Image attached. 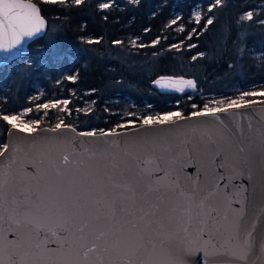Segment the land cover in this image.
Masks as SVG:
<instances>
[{"label":"water","instance_id":"95a60500","mask_svg":"<svg viewBox=\"0 0 264 264\" xmlns=\"http://www.w3.org/2000/svg\"><path fill=\"white\" fill-rule=\"evenodd\" d=\"M31 2L39 8L45 26L33 37H24L11 51H0V66L26 55L29 43L45 33L46 19L38 3ZM161 78L194 81L168 76L157 80ZM52 127L38 126L31 136L10 126L6 131L5 144L9 145V150L0 157V259L6 258L2 250L5 236L11 241L17 232H24L26 239L31 238L24 220L42 215L37 205L56 214L49 220L51 228L41 234V241L57 239L59 233L53 235V232L65 219L67 227L77 234L84 227L85 246L77 249L78 256L69 257L79 264H96L98 256H104V264H113L102 251L90 252L87 260L83 253L94 241L103 247L118 227L116 219H132L128 214L138 215L141 206L152 205L154 210L176 207L180 212L190 208L195 227L212 209H215V219L226 226L224 217H231L244 205L241 240L252 230L253 223L256 224L254 248L247 264H264V251L260 248L264 239V103H254L231 113L194 117L157 129L145 130L140 124L114 129L119 133L117 136L99 135L101 131L111 132L109 129L95 131L97 135L91 137L80 136V132L89 130L77 128L75 132L63 128L57 132L47 131ZM64 156L69 158L67 165L62 163ZM221 171L225 180L220 179ZM225 184L229 187L225 188ZM245 186L248 187L247 201L243 192ZM65 191L74 193L82 207L54 203L64 199ZM181 192L195 193V199L187 201ZM113 212L116 218H112ZM95 217L101 219L95 220ZM14 220L21 221L19 227L11 222ZM86 220L92 223L85 226ZM221 232H224L223 227ZM101 233L105 235L97 240ZM210 234L217 248L222 244L229 248L236 243L225 244L226 232L221 236L213 228ZM48 247L54 245L49 243ZM171 253L177 259L183 257L184 264H197L203 255H184L179 240L171 245ZM144 258H151L154 264L170 261L168 255L151 251L145 253ZM56 261L57 256L53 255L49 264ZM210 264L241 262L230 255H214Z\"/></svg>","mask_w":264,"mask_h":264},{"label":"trees","instance_id":"16d2710c","mask_svg":"<svg viewBox=\"0 0 264 264\" xmlns=\"http://www.w3.org/2000/svg\"><path fill=\"white\" fill-rule=\"evenodd\" d=\"M34 1L46 30L26 55L0 66V115L31 108L23 119L40 120L38 126L62 119L79 130H114L144 116L189 114L264 90V0H222L212 11L215 0ZM101 3L111 6L101 9ZM249 11L253 19L242 20ZM163 76L193 78L196 87L164 89L155 83ZM65 99L67 111L62 104L47 115L36 111ZM246 99L264 103L260 96ZM8 127L0 121V145Z\"/></svg>","mask_w":264,"mask_h":264},{"label":"snow or ice","instance_id":"6c2138e0","mask_svg":"<svg viewBox=\"0 0 264 264\" xmlns=\"http://www.w3.org/2000/svg\"><path fill=\"white\" fill-rule=\"evenodd\" d=\"M47 2H57V0H44ZM63 5L65 0H58ZM83 0H74L76 5H80ZM138 3L139 0H134ZM222 5V0H215L214 5L209 7V11L215 6ZM111 5L109 3H101L99 7L101 9H107ZM242 20H252L253 13L247 12L241 17ZM201 16L199 13L195 15V21L199 23ZM264 23V21H261ZM176 23L175 20L172 21ZM212 19L207 20V24L211 25ZM45 26V21L40 15L39 8L31 0H0V51L9 52L13 48H16L21 44L24 37H33ZM180 31H184L181 27ZM159 41H154L158 43ZM117 43H119L117 41ZM203 55V54H200ZM196 59V57H193ZM69 80L75 81V76H69ZM161 88H176L183 92L185 88H195V82L193 80L184 79H172V78H161L155 81ZM264 97V90L262 91H245L242 92L238 98L229 100H216L211 103H205L203 108L192 112L189 116H185L180 111L167 112L163 115L156 116H144L140 119V128L145 130L162 128L164 126H174L180 121L186 119H192L194 117L202 116H216L217 113H231L240 108H249L256 101L254 99H246L250 97ZM64 105L65 108L61 111H67L66 106L69 104L67 99L63 101H57L52 103H44L37 105L36 111L41 109L47 110L52 108L55 109L59 105ZM193 108L197 105L193 104ZM31 108H26L19 114H3L0 115V121L6 122L12 130H16L22 133H26L31 136L38 129V125L41 123L40 120H32L25 122L23 117L27 116L31 112ZM134 124V122H129ZM128 125H119L118 127H127ZM71 129L75 132L76 129L71 125L65 124L61 119L55 124L54 127L47 129V131L57 132L61 129ZM80 136H96L95 131L80 132ZM100 136H117L115 130L111 132L101 131ZM9 145H0V157H4L5 153L8 152ZM243 152V149H240ZM62 163L67 165L69 163L68 156L62 158ZM224 165L221 164L220 168L223 169ZM85 179H87L85 177ZM220 179L225 180V174L223 171L220 172ZM225 188L229 186L224 185ZM238 187V186H237ZM175 192V189H172ZM248 187L243 188L245 193V201H247ZM60 195V193H58ZM64 199L56 200V204H68L72 203L77 207H82L79 201L75 198L72 192H63ZM181 195L185 196V200L193 201L195 199V193L185 194L181 192ZM238 205L240 201H235ZM147 203V202H145ZM38 211L42 213L39 216H32L25 218L24 225L28 228L30 239L25 238L24 232H17L14 240H8L7 236L4 237V244L2 250L6 253L5 259H0V264H49L53 255L57 256L56 264H79L78 261L70 260L69 257L72 254L79 255L77 249L84 247L86 236L84 234V227L79 229V234L71 231L67 227L68 221L65 219L63 223L56 225V230L53 235L59 233L57 239L41 241L39 238L42 233L51 228L49 220L52 216L56 215L50 209L45 210L39 205L36 206ZM203 207V202H201ZM231 207V205H229ZM215 209L206 213L202 216L198 223L193 225V217L191 215V209L185 208L182 212L178 211L176 207H170L161 209L156 207L153 209L152 205L148 207L141 206L139 208V214L129 213L132 219L126 217L117 218L116 224L118 227L116 231L111 234L109 241L102 247L95 241L92 242L90 247L83 253L84 260L88 259L90 252L102 251L105 255H108L113 264H154L151 258H144V254L151 251L156 255H168L170 257L169 264H184L183 257L177 259L171 253V245L173 242L179 240L183 245V254H196L203 253L200 261L197 264H210L211 257L214 255H230L241 264H247L248 256L252 253L254 248V236L255 222L252 225V230L247 231L244 235V239L241 240L242 225L241 220L246 214L244 205H240L236 212L231 216H225L224 220L227 221V225H221L220 221L216 220L213 213ZM264 212V209H262ZM185 214L187 219L185 220ZM112 218H116V213L113 212ZM95 220H100L101 217H95ZM18 227L21 224L20 220L11 221ZM91 220L85 221V226L91 224ZM221 227L224 228V232H221ZM215 229L217 233L224 236L227 233L225 244L232 245L235 241V245L229 248H225L222 244L217 248L213 242L214 237L210 234L212 229ZM207 234V239L205 236ZM104 233H101L97 237L100 240ZM51 243L54 245L53 248H49L48 245ZM261 251H264V239L261 240L260 244ZM238 252V255L236 254ZM135 258V259H134ZM96 264H104V256H98Z\"/></svg>","mask_w":264,"mask_h":264},{"label":"rangeland","instance_id":"374dc122","mask_svg":"<svg viewBox=\"0 0 264 264\" xmlns=\"http://www.w3.org/2000/svg\"><path fill=\"white\" fill-rule=\"evenodd\" d=\"M200 12V10L198 9V8H195L194 9V16L197 14V13H199ZM200 14V13H199Z\"/></svg>","mask_w":264,"mask_h":264}]
</instances>
